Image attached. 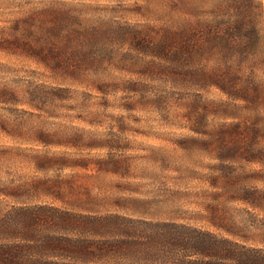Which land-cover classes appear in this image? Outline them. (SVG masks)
Returning a JSON list of instances; mask_svg holds the SVG:
<instances>
[{
  "label": "rangeland",
  "instance_id": "1",
  "mask_svg": "<svg viewBox=\"0 0 264 264\" xmlns=\"http://www.w3.org/2000/svg\"><path fill=\"white\" fill-rule=\"evenodd\" d=\"M250 1L0 0V186L30 183L36 189L26 197L61 204L37 181L64 180L63 197L86 199L98 211L143 192L161 200L159 215L176 212L209 227L211 205L224 198L209 193L214 160L206 137L190 126L204 115L212 131L247 111L201 78L237 74L232 82L247 99L263 101L264 45L241 55L208 48L202 35L219 21L227 25L243 4L252 21L264 0ZM254 22L264 28L259 15ZM54 24L60 31L49 33ZM75 152H115L124 161L103 171L93 162L62 167L43 158ZM227 205L230 220L241 222L243 205Z\"/></svg>",
  "mask_w": 264,
  "mask_h": 264
},
{
  "label": "trees",
  "instance_id": "2",
  "mask_svg": "<svg viewBox=\"0 0 264 264\" xmlns=\"http://www.w3.org/2000/svg\"><path fill=\"white\" fill-rule=\"evenodd\" d=\"M246 8L250 10L247 4L239 6L227 25L219 21L212 32L202 35L209 36L208 48L219 45L245 55L264 45V28L254 22L257 15L264 20V3L252 21ZM47 30L55 34L60 26L50 25ZM206 44L197 46V51L189 50L190 55L201 53ZM237 78L233 74L232 81ZM201 79L228 100L240 101L243 110L238 104L239 112L247 111L236 122L212 131L205 128L204 115L190 126L193 133L206 137L201 141L214 160L209 193L215 201L224 198L223 204L216 201L211 205L209 227L176 212L159 215L155 207L161 200L143 192L118 197L115 209L98 211L86 207L95 205L86 199L63 197L64 180L37 181L46 193L58 194L61 204L26 197L36 189L30 183L9 184L0 186V264H264V186L257 184H264V100L247 99V89L236 87L227 77ZM76 153L43 158L62 167L86 168L93 162L103 171L116 170L124 161L115 152L105 158L76 157ZM245 165L251 166L249 173L235 174ZM230 202L243 205L241 222L230 220Z\"/></svg>",
  "mask_w": 264,
  "mask_h": 264
}]
</instances>
